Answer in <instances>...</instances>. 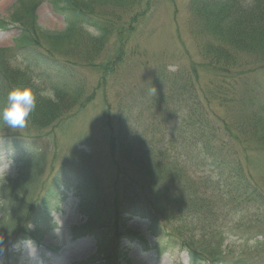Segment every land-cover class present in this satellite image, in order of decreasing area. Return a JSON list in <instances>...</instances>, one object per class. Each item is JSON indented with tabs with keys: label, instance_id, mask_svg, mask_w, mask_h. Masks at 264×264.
Returning a JSON list of instances; mask_svg holds the SVG:
<instances>
[{
	"label": "trees",
	"instance_id": "16d2710c",
	"mask_svg": "<svg viewBox=\"0 0 264 264\" xmlns=\"http://www.w3.org/2000/svg\"><path fill=\"white\" fill-rule=\"evenodd\" d=\"M49 1L63 17L62 30L51 31L36 24L34 10L38 0H17L8 20L20 27L12 49L40 69L36 77L47 81L43 90L28 81L21 84L30 87L36 96V107L27 123L35 128L56 124L75 104L76 97L84 94L78 99V104L84 106L100 94L106 106L108 151L114 166L113 211L105 213L106 216L122 223L130 218L146 221L158 252H184L188 264H250L242 252H230L228 247L237 229L251 224L248 217L254 222L261 221L264 193L254 186L241 164L234 144L237 136L209 108V103L214 98L221 103L231 101L238 93L236 87L243 86L242 79L250 81L258 72L264 75V0H188L193 31L201 39L199 52L203 61L198 65L203 64L213 72L215 84L213 80L208 82L210 92L204 95L196 67L188 71L159 63L137 96L121 107L115 127L108 119L111 108L108 97L110 83L117 81L119 64L125 58L123 37L132 31L124 26L126 19L122 21L128 0ZM105 3H112L113 10L103 20L93 14L92 8ZM126 24L132 25V21ZM6 25L0 20V27ZM94 30L101 33L98 38ZM113 36L118 38L117 47L111 57L104 56L108 51L101 47ZM80 40L88 43L81 56L83 64L56 58L41 47L47 42L57 51L64 44L76 45ZM3 50L0 48V73L5 81L0 101L5 107V92L18 75L3 70L6 62ZM87 72L95 77L92 85L90 78H86ZM47 90L54 93V101L41 97ZM254 90L258 89L244 87L239 102L256 104L252 117L257 124L252 131L255 140L264 147V99L258 98L260 93ZM166 136L168 141L177 140L181 145L165 143ZM22 141L14 135L1 138L0 151H18L21 143L24 151L28 150ZM190 169H194V175ZM199 169H205L207 174L199 176L196 174ZM88 172L79 186L56 174L47 193H58L59 187L71 185L79 206H88L83 214L87 216L89 231L93 232L101 214L97 216L96 204L91 203L95 199L100 204V198L97 192L90 194ZM224 192H233L240 202L231 205L219 202ZM26 204L28 212L31 203ZM47 204L45 198L38 207ZM125 235L143 251L150 250L142 235L133 232ZM95 246L97 255L108 257L103 238H97Z\"/></svg>",
	"mask_w": 264,
	"mask_h": 264
},
{
	"label": "rangeland",
	"instance_id": "374dc122",
	"mask_svg": "<svg viewBox=\"0 0 264 264\" xmlns=\"http://www.w3.org/2000/svg\"><path fill=\"white\" fill-rule=\"evenodd\" d=\"M125 3L128 9L122 21L126 19L124 26L126 29L131 27L132 31L123 37L125 58L119 64L121 70L116 76L117 81L110 83L108 119L114 127L121 107L137 96L159 63L188 68V71L192 66L196 67L198 84L204 95L206 91L210 92L208 82H216L213 72L203 64L198 65L203 61L199 52L201 39L193 31L188 0H128ZM16 4L17 0H0V20L7 23L0 27V48L4 49L2 53L6 60L3 70L18 75L11 82V88H22L28 81L43 90L47 81L35 76L40 74V69L12 49L13 39L20 34L17 22L8 23ZM50 5L49 0H38L34 10L36 24L51 31L62 30L63 17ZM112 5L95 4L93 14L105 20L112 14ZM130 21L132 25H127ZM117 39L113 36L102 45L101 48L108 51L104 56H112ZM87 46L83 40L76 45L64 44L57 51L47 42L41 45L56 58L78 64H83L81 56ZM11 62L22 66L23 70L13 68ZM86 76L92 81L90 85L94 84V75L87 72ZM4 81L0 73V90ZM242 85L258 89L254 90L260 93L258 98L264 99V75L260 72L250 81L242 79ZM243 86L236 87L238 93L231 101L221 103L217 98L211 99L209 108L237 136L234 144L241 164L254 186L264 193V147L255 140L252 131L257 124L252 117L256 104H240ZM11 88L6 90L7 95ZM81 96L84 94L76 97L75 104L62 119L43 128L27 123L25 129L13 130L0 120V139L14 135L29 147L24 151L21 143L18 145H21L22 153L19 150L0 151V169H3L0 176V264H188L182 252H158L146 221L130 218L122 223L120 219L115 221L106 216L105 213L112 214L115 191L114 166L108 151L109 131L105 124L106 106L100 94L84 106L78 104ZM2 102L0 112L4 108ZM164 141L181 145L177 140L168 141V136ZM79 155L81 158L77 157ZM204 170L199 169L196 174H207ZM87 172L91 174L90 194L97 192L100 204L104 202L103 206L95 199L91 203L96 204L97 216L101 214L93 232L89 231L87 216L83 214L88 206H79L75 190L69 185L79 186ZM189 172L194 175V169ZM58 173L69 184L49 195L48 188ZM45 198L48 200L46 207H38ZM219 198H222L219 202H227V205L240 202L233 192H224ZM27 201L31 203L28 212ZM260 217V222L248 217L251 224L237 229V235L231 238L232 245L228 247L230 252H242L244 260L250 264H264V213ZM127 232L144 236L150 242V250L142 251L138 245L129 242ZM95 237L103 238L107 258L96 254ZM258 238L262 239L260 243L256 241Z\"/></svg>",
	"mask_w": 264,
	"mask_h": 264
},
{
	"label": "clouds",
	"instance_id": "9594fccd",
	"mask_svg": "<svg viewBox=\"0 0 264 264\" xmlns=\"http://www.w3.org/2000/svg\"><path fill=\"white\" fill-rule=\"evenodd\" d=\"M95 36L98 38L101 33L94 30ZM13 68L20 67L16 62H11ZM41 97L43 99L53 100L55 99L54 93L51 90L42 92ZM36 107V96L34 95L30 87H14L8 95L6 106L0 112V120L13 130H23L27 127V122L30 114ZM3 175V169H0V176Z\"/></svg>",
	"mask_w": 264,
	"mask_h": 264
}]
</instances>
